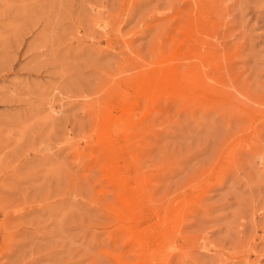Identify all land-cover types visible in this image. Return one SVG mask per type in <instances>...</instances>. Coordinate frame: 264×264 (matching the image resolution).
<instances>
[{
	"label": "rangeland",
	"instance_id": "1",
	"mask_svg": "<svg viewBox=\"0 0 264 264\" xmlns=\"http://www.w3.org/2000/svg\"><path fill=\"white\" fill-rule=\"evenodd\" d=\"M0 264H264V0H0Z\"/></svg>",
	"mask_w": 264,
	"mask_h": 264
}]
</instances>
